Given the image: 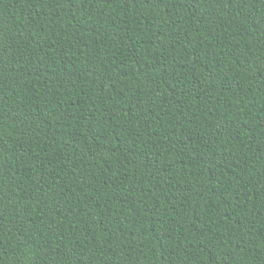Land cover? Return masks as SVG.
I'll return each mask as SVG.
<instances>
[{
	"label": "trees",
	"instance_id": "trees-1",
	"mask_svg": "<svg viewBox=\"0 0 264 264\" xmlns=\"http://www.w3.org/2000/svg\"><path fill=\"white\" fill-rule=\"evenodd\" d=\"M0 264H264V0H0Z\"/></svg>",
	"mask_w": 264,
	"mask_h": 264
}]
</instances>
